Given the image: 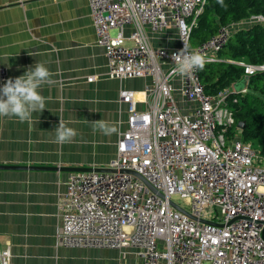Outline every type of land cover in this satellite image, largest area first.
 Listing matches in <instances>:
<instances>
[{"label": "built area", "instance_id": "2783aa9c", "mask_svg": "<svg viewBox=\"0 0 264 264\" xmlns=\"http://www.w3.org/2000/svg\"><path fill=\"white\" fill-rule=\"evenodd\" d=\"M206 2L88 0L108 77L150 78L152 83L144 111L137 109L132 91L119 93L127 120L106 167L115 173L69 174L57 204V248L131 251L141 264H264V156L251 143L226 135L235 123L229 104L247 89L236 92L232 86L210 96L199 69L186 77L166 75L174 66L172 55L184 44L207 63L221 62L218 53L231 36L229 27L191 46ZM250 20L264 25L262 16ZM169 27L176 32L177 48L153 47L149 32ZM226 62L241 67L244 78L264 73V63ZM3 81L0 71V88ZM121 171L142 177L160 196ZM11 259L9 246L2 248L0 264Z\"/></svg>", "mask_w": 264, "mask_h": 264}, {"label": "crops", "instance_id": "0c3cea01", "mask_svg": "<svg viewBox=\"0 0 264 264\" xmlns=\"http://www.w3.org/2000/svg\"><path fill=\"white\" fill-rule=\"evenodd\" d=\"M248 24L240 22L237 27L252 25ZM149 35L153 47L172 50L178 46L172 27ZM38 62L53 73L56 83L39 90L47 102L45 110L33 114L38 123L0 117V165L106 168L126 129L127 107L118 103L120 91H132L137 109L144 111L145 91L152 80L108 77L88 0H0L2 84ZM176 100L181 110L187 109L179 94ZM99 120L115 125L118 134L106 136L94 130L91 123ZM59 121L77 131L71 143L53 142ZM69 174L0 170V250L9 246L11 264H141L131 251L56 247L57 204Z\"/></svg>", "mask_w": 264, "mask_h": 264}, {"label": "trees", "instance_id": "16d2710c", "mask_svg": "<svg viewBox=\"0 0 264 264\" xmlns=\"http://www.w3.org/2000/svg\"><path fill=\"white\" fill-rule=\"evenodd\" d=\"M253 16L264 17V0H207L192 30L191 46L206 42L223 26L236 25ZM235 28L226 46L218 53V58L224 57V60L206 63L202 70L199 69L207 95H216L244 79L243 69L227 60L250 65L264 63V25L259 23ZM245 88L247 93L238 94L237 102L229 104L235 123L226 135L228 139L237 137L244 143L258 145L259 154L264 156V73L249 77Z\"/></svg>", "mask_w": 264, "mask_h": 264}, {"label": "clouds", "instance_id": "9594fccd", "mask_svg": "<svg viewBox=\"0 0 264 264\" xmlns=\"http://www.w3.org/2000/svg\"><path fill=\"white\" fill-rule=\"evenodd\" d=\"M174 66L166 74L168 78L176 76L186 77L198 69H203L207 63L206 58L198 52H189L184 44L182 50L171 57ZM56 81L53 73L42 63L38 62L34 68L27 70L22 76L8 79L0 88V117H15L20 122L30 125L38 123L34 113H41L46 108L47 97L39 94L44 85L51 86ZM94 130L103 135L118 134V128L106 120L91 123ZM77 131L68 127L65 122L59 121V126L54 131L53 142L58 145L71 143Z\"/></svg>", "mask_w": 264, "mask_h": 264}, {"label": "water", "instance_id": "95a60500", "mask_svg": "<svg viewBox=\"0 0 264 264\" xmlns=\"http://www.w3.org/2000/svg\"><path fill=\"white\" fill-rule=\"evenodd\" d=\"M248 78H244L240 84L238 85H233V88L235 89L236 92H240L245 88V84ZM238 127L241 129V125L238 124ZM10 170V169H32V170H40V171H50V172H67V173H77V172H107V173H115L114 170H110L107 168H76V167H72V168H68V167H64V168H60V167H15V166H4V165H0V170ZM120 173H128V174H133L135 175L133 172L130 171H121ZM137 176L142 182H144L146 184V186L153 192L156 193L157 195L160 196V194L153 189L142 177ZM177 211L190 216L186 211H184L183 209L179 208L178 206L171 204ZM202 222V221H201Z\"/></svg>", "mask_w": 264, "mask_h": 264}, {"label": "bare ground", "instance_id": "6f19581e", "mask_svg": "<svg viewBox=\"0 0 264 264\" xmlns=\"http://www.w3.org/2000/svg\"><path fill=\"white\" fill-rule=\"evenodd\" d=\"M203 9H204V8H203ZM202 12H203V11H202ZM248 23L259 24V23H253V22H251L250 19L248 20ZM260 24H262V23H260ZM196 25H197V23H196ZM237 25H238V24H236V25H226L227 27H229L230 35L232 34L234 28L237 27ZM226 26H223V27H226ZM221 28H222V27H221ZM221 28H220V29H221ZM230 37H231V36H230Z\"/></svg>", "mask_w": 264, "mask_h": 264}, {"label": "rangeland", "instance_id": "374dc122", "mask_svg": "<svg viewBox=\"0 0 264 264\" xmlns=\"http://www.w3.org/2000/svg\"><path fill=\"white\" fill-rule=\"evenodd\" d=\"M249 24H252V23H249ZM249 24H248V25H249ZM114 34H115V32H112V35H114ZM219 59H220L221 61H223V60H224V57H220ZM241 81H242V80H240L239 82H237V84H240ZM255 145H256V144H255ZM255 145H252V146H253L254 148H256V149H260V148L258 147V145H256V146H255ZM176 202H177L178 204H180L181 206H183V204H182V202H181L180 200H177ZM183 207H184V206H183Z\"/></svg>", "mask_w": 264, "mask_h": 264}]
</instances>
